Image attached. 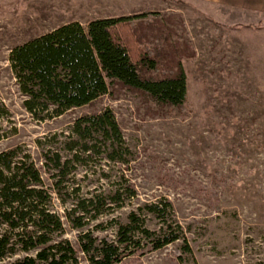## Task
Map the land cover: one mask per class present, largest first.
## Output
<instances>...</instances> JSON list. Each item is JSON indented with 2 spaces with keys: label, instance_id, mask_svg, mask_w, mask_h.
Here are the masks:
<instances>
[{
  "label": "rangeland",
  "instance_id": "374dc122",
  "mask_svg": "<svg viewBox=\"0 0 264 264\" xmlns=\"http://www.w3.org/2000/svg\"><path fill=\"white\" fill-rule=\"evenodd\" d=\"M143 13L155 16L128 37L149 42L133 50L155 51L163 69L181 64L182 107L117 86L58 116L25 110L9 60L15 47L68 23ZM103 111L118 138L82 133ZM0 155L38 172L46 209L80 264H90L79 245L89 240L117 246L113 264H264V15L200 0H0ZM95 197L99 214L87 202ZM83 208V226L73 228L67 214ZM121 226L139 247L119 244ZM172 238L155 250L154 240Z\"/></svg>",
  "mask_w": 264,
  "mask_h": 264
},
{
  "label": "trees",
  "instance_id": "16d2710c",
  "mask_svg": "<svg viewBox=\"0 0 264 264\" xmlns=\"http://www.w3.org/2000/svg\"><path fill=\"white\" fill-rule=\"evenodd\" d=\"M149 16L155 15L95 19L86 28L72 22L15 47L9 60L18 89L26 97L25 110L34 118L43 112L58 116L92 104L107 95L110 87L117 86L140 93L160 107H182L187 87L181 64L176 62L175 66L163 69L155 51L133 50V46L137 50L149 42L146 37H128L132 33L129 27ZM160 68L161 75H157ZM85 122L88 125L82 129L84 134L93 128L104 139L119 136L110 111ZM53 163L59 170L58 154L54 155ZM39 185V174L32 166L11 167L5 155H0V259L20 251L25 256L8 264H80L73 247L61 238V222L46 209L49 195ZM101 201L95 197L87 202L99 214ZM80 210L81 216L76 217L71 211L66 218L76 229L83 226L85 210ZM129 219L137 222L134 215ZM132 234L127 227L118 229L119 244L125 249L131 243L139 247ZM142 234L145 238L152 236L147 230H142ZM173 241L175 238L156 239L154 248L158 250ZM80 242L81 253L87 256L92 253L88 257L90 264L120 261L115 245L103 241L99 249H94L92 241Z\"/></svg>",
  "mask_w": 264,
  "mask_h": 264
},
{
  "label": "crops",
  "instance_id": "0c3cea01",
  "mask_svg": "<svg viewBox=\"0 0 264 264\" xmlns=\"http://www.w3.org/2000/svg\"><path fill=\"white\" fill-rule=\"evenodd\" d=\"M214 5L240 10L246 13L264 15V0H200Z\"/></svg>",
  "mask_w": 264,
  "mask_h": 264
}]
</instances>
